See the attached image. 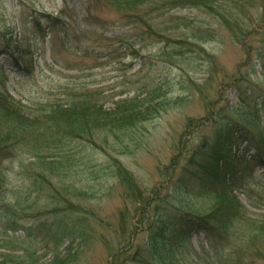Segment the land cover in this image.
I'll return each mask as SVG.
<instances>
[{
	"label": "rangeland",
	"instance_id": "obj_1",
	"mask_svg": "<svg viewBox=\"0 0 264 264\" xmlns=\"http://www.w3.org/2000/svg\"><path fill=\"white\" fill-rule=\"evenodd\" d=\"M104 1L0 0V88L7 89L14 101L24 104L27 113L38 102H67L88 96L98 99L105 108L115 107L121 99L135 95L150 99L147 103L168 100L164 110L140 123L144 126L136 138L127 141L130 148L124 144L126 152L118 154L113 149L112 153L120 156L147 194L171 198L185 173L187 149L203 139L212 142L217 137L218 120L202 122L204 125L200 126H197L200 121H196L192 127L188 126L189 120L206 116L213 101L221 108L237 103L238 89L227 83L234 75L239 78L241 67L249 77L243 88L257 82L264 86L261 60H264V25L260 22L259 28L247 29L259 16L260 2L230 3L234 14L243 20V38L247 41L244 44L235 36L236 29L208 8L169 5L164 12L153 13L150 23L154 31L150 32L145 21H131L116 6ZM239 1L243 2V12ZM44 12L62 17L61 21L57 24L49 21L41 16ZM24 53L21 60L25 67L15 65ZM254 103L252 100L249 105L252 107ZM260 118L264 120V114ZM84 143L75 141L69 147L74 156L71 177L78 185L85 184L91 196L73 199L76 209L79 203L91 210L75 209L69 222L71 226L88 224L87 232L75 229L58 236L46 235L44 223L51 225L56 215L49 196L52 193L40 194L20 172L23 167L18 158L8 157L4 165L10 170L9 195L0 201V259L10 254L13 260L16 255L31 264H63V259L66 264H108L113 258L115 264H147L141 262V257L136 261L130 256L133 253L123 252L114 257L111 246L130 240L135 246L140 243L150 247L149 231L144 227L149 218L153 219L152 215L157 217L153 205L147 207L150 212L144 215L145 226H140V232H133L138 216L128 204L126 185L114 167L107 166L109 156L90 147L82 150ZM227 145L233 156L248 160L244 172L249 182H240L233 193L245 209L242 216L255 222L264 214V169L251 160L254 150L247 140L231 142L230 137ZM87 151L90 157L85 158ZM17 154L24 163L33 158L28 152ZM185 175L189 178V174ZM203 179L206 185L208 178ZM200 187L199 180L190 185L192 194L188 195L187 207L202 214L212 210L216 197ZM26 195L32 206L24 211L27 214L23 219H16L18 229H12L10 224L15 216L7 218L5 212L11 211L8 205L15 203L17 196ZM243 224L245 232H242L253 229L251 224L245 221ZM238 226L241 229L240 223ZM233 236L216 251L203 231H192L186 245L178 251L179 263L209 264V259L225 256L235 240L241 239L237 232ZM162 239L161 246L176 248L175 232ZM258 244L262 246L256 239L253 250H240L246 263L252 257L261 261L256 254ZM151 260L150 264L154 261Z\"/></svg>",
	"mask_w": 264,
	"mask_h": 264
},
{
	"label": "trees",
	"instance_id": "obj_2",
	"mask_svg": "<svg viewBox=\"0 0 264 264\" xmlns=\"http://www.w3.org/2000/svg\"><path fill=\"white\" fill-rule=\"evenodd\" d=\"M106 1L110 6L120 9L129 20L145 21L150 32L154 31L153 25L150 23L154 17L153 13L164 12L169 9V5L175 7L192 5V7L208 8L213 10L214 15H217L222 22L235 28V36L247 44L246 39L243 38V20L234 14V9L230 4L232 0H105L104 2ZM253 1L260 2L261 8L258 18L251 21L253 24L247 28L250 31L255 30L256 26L259 28L260 22L264 25V0ZM240 3L243 12V2ZM41 16L56 24L62 18L45 12ZM36 20L39 23L40 17H37ZM247 50L249 51V47ZM9 52L14 56L13 51L9 50ZM23 55L20 54L15 65H23L21 58L24 59L25 53ZM261 60L264 67V60L262 58ZM239 70V78L234 75L227 83L238 89L237 103L221 108L216 107L213 101L210 105L211 110L206 116L189 120L188 126L196 125V121H200L197 125L200 126L204 125L202 122L207 124L218 120L219 125L215 128L217 137L212 142L208 138L203 139L199 144L187 149L188 159L187 163L183 165L185 173L181 175L179 184L175 187L171 198L147 194L144 187L124 166L120 156L112 153L113 149L118 154L126 152L124 144L128 149L130 148L127 141L130 138H136L137 132L144 126L140 123L164 110L168 100L163 99L157 104L147 103L146 101L150 99H146L147 97L140 99L139 95H135L121 99L115 107L105 108L98 99L88 96L67 102H52L50 100L38 102V105L29 108L27 113L24 110V104L14 101L7 89L0 88V201H4V198L9 195V185H7L9 177L7 175L10 174V170L8 166L4 165V161L8 157L18 158L19 165L23 167V171L20 172L35 186L36 190L40 194L52 193L49 196L52 197L56 215L54 223L51 222V225L44 223L47 225L44 228L45 234L58 236L64 234L66 230L75 229L81 230L80 232L85 234L89 229L88 224L82 222L71 226L69 222V218L77 208L73 196H84V198L91 196L85 184L78 185L71 177L74 156L69 147L72 148L75 141H86L82 144L81 149L87 150L90 147L92 151L100 150L107 154L110 159L107 166L114 167V172L121 177L120 180L126 185L125 196L129 199L128 204L130 203V208L138 216V224L134 227L133 232H140L139 229L145 226L144 215L150 212H147V207L153 205L156 211L155 215H157V217L152 215L153 219L149 218L148 224L144 227L149 231L150 247L145 248L144 244L140 243L135 246L131 244L130 240H127L117 247L110 245L114 257L126 252L133 253L130 256H133L138 262L141 257V262L147 264H150L151 259L154 260L151 264H180V252L178 251L186 245L187 237L192 231H203L216 251H219V247L224 245L225 241L231 240L230 238L234 237V233L237 232L241 235V239L235 240L234 247L225 256L218 255L217 259H209V264H264V214L261 219L249 222L246 217L242 216L241 212L244 213L245 209L236 194L233 193L240 182H249V179L246 180L244 172V164L248 160L246 158L242 160L240 157L243 156L240 155L233 156L230 151L231 147L229 148L227 145L230 137L231 142L247 140L250 148L254 150L251 160L258 164L262 170L264 169V120L260 118L264 114V86L257 82L252 83L249 87L247 84V88H243L244 82L248 81L249 77L248 74L242 72V67ZM241 82L242 86H240ZM252 100L255 103L251 107L249 104ZM189 132L190 130L186 131V134ZM181 141L182 138L177 144L178 149ZM19 151L20 153H31L33 158L24 163L17 154ZM84 156L85 158L90 157L89 151ZM84 156L82 157L84 158ZM185 174H189V178H185ZM204 177L208 178L206 185ZM198 180L200 188L206 192H212L216 197V203L212 210L202 214L192 210L190 206L187 207V203H190L188 195L192 194L190 185L196 184ZM29 198V195L17 196L15 203H9L11 211H6L5 215L7 218L15 216L13 223L10 224L12 229H18L16 219H23L27 214L24 211L32 206ZM77 204L79 208L76 210L90 212L88 211L91 210L89 206ZM17 212H20L19 215L16 214ZM60 212L62 215L59 214ZM78 220L80 218H77ZM67 221L68 224L62 225ZM244 221L251 224L253 228L249 229L248 233H244ZM238 223L241 224V229ZM28 228L33 232L32 227ZM163 230L159 241L158 238ZM172 232L176 234V248L161 246L160 244L164 243V239H162L164 235L169 236ZM256 239L262 242V246L258 244L256 248V254H259L258 257L261 261L258 262L252 257L246 263L242 257L243 252L240 250L245 248L253 250L252 243ZM9 255L3 256L5 258L0 259V264H31L26 260H20L16 255L17 259L13 260ZM209 258L212 256L209 255ZM62 263L66 264L64 259ZM108 264H115L114 258Z\"/></svg>",
	"mask_w": 264,
	"mask_h": 264
}]
</instances>
